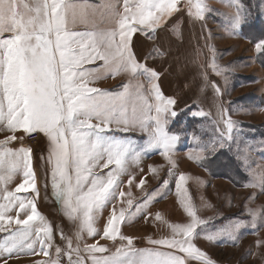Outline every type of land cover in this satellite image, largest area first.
<instances>
[{"label":"snow or ice","instance_id":"6c2138e0","mask_svg":"<svg viewBox=\"0 0 264 264\" xmlns=\"http://www.w3.org/2000/svg\"><path fill=\"white\" fill-rule=\"evenodd\" d=\"M234 6L233 29L244 18L239 4ZM97 9L107 10L111 28L96 32L69 29L70 23H88L89 11L95 13ZM208 11L200 0L195 5L192 0H136L135 3L123 0V12L107 0L102 4L89 0H0V130L40 132L47 137L51 187L67 217L77 224V240L86 234L90 238L99 236L122 242L115 253L104 255L109 249L99 246L98 241L81 249L73 247L69 239L67 251L56 249V256H66L68 264H87L88 260L91 264H188L189 258L198 259L200 264H213L194 244L199 235L197 228L206 222L198 217L185 187L188 177L184 174L176 179L175 188L189 222L168 224L172 238L149 240L154 248L135 249L133 238L120 234V226L134 215L129 211L133 208L132 200H127V209L117 211L115 206L126 195L119 190V176L127 171L130 160L139 158V153L129 141L117 138L114 133L139 129L146 134L147 148L159 150L173 167L170 156L179 139L168 129L170 120L177 116L176 100L163 94L159 84L161 74L136 59L131 47L133 37L137 33H157L168 20L182 12L193 22L204 21ZM256 50L264 52V40L256 44ZM97 61L102 63L86 67ZM212 68L218 75L224 71L214 63ZM121 72L133 78L145 77L146 94L143 83L136 84L134 90L131 83L122 85V90L117 92L90 86L109 75L115 78ZM204 82L207 86L206 75ZM212 87L220 94L218 86ZM191 115L204 118L210 114L201 110L192 111ZM236 128V123L221 108L214 125L215 138L193 149L195 155L188 158L200 162L203 153L230 146ZM13 140L14 135L0 141V169L4 173L0 175V183L4 186L2 199L5 201L0 203V232L6 233L0 243V264H9L11 258L22 254H38L36 243L43 255H49L46 248L51 247L53 233L34 201H25L17 195L33 192L38 196L39 192L31 149H8L7 143ZM241 159L247 166V149ZM248 170L251 181L245 187L258 188L264 194V169ZM149 171L155 172V169ZM18 174H22V182L10 191L7 185ZM143 184L141 180L139 186ZM167 185L168 180H164L162 187ZM159 191L147 194L135 206V213H146ZM109 205L111 211L101 233L95 221ZM15 209L26 210V218L13 220L7 215ZM19 214L17 211V217ZM249 215L254 224L258 218L264 221V215L257 210H250ZM156 219H161L159 214ZM13 222L17 226L14 230L6 226ZM242 223L217 230L204 239L209 242L225 237L235 240ZM61 238L65 239L62 232ZM44 264H59V259Z\"/></svg>","mask_w":264,"mask_h":264},{"label":"rangeland","instance_id":"374dc122","mask_svg":"<svg viewBox=\"0 0 264 264\" xmlns=\"http://www.w3.org/2000/svg\"><path fill=\"white\" fill-rule=\"evenodd\" d=\"M89 2L102 4L105 0H89ZM107 2L117 5L118 10L123 12V0H107ZM135 2L136 0H129V3ZM200 2L209 9L204 21L193 22L182 13L178 16L180 19L176 17L167 23V33L161 36L157 33H149L157 35L156 41L144 33H137L133 37L131 47L136 59L141 64L146 63L148 67L156 66V70L161 74L159 84L163 94L176 100L177 116L170 120L168 129L171 134L178 135L179 139L174 154L170 156L175 165L173 167L159 154V150L147 148L146 134L139 129L127 133H114L117 138L129 141L139 153V158L130 160L127 171L119 176V190L126 195L121 198V202L116 203L117 211L120 208L127 209V200L131 199L133 208L129 211L134 213L130 221L120 226V234L132 237L135 249L154 248V245L148 243L149 240L172 238L168 224L189 222L179 203L175 188L176 179L180 174H184L188 177L185 187L197 209L198 217L206 222L197 228L199 235L194 240L195 246L206 253L213 264H264V221L258 218L254 224L249 215L250 210H257L264 215V194L258 188L245 187L251 181L249 168L256 171L264 169V66L259 62V55L262 52L256 50V44L264 40L262 37L264 0H200ZM192 3L195 5L197 0H192ZM235 4H239L244 18L242 23L233 29ZM111 27L112 25L107 22L106 9H97L95 13L90 10L88 23L78 21L74 25L69 24L71 31L79 32H96ZM173 35L175 38L172 39ZM139 49L147 54L152 50L154 52L164 50L166 53L159 59L151 58L153 56L144 59L146 54H139ZM101 63L97 61L96 64L86 67H96ZM213 63L224 69L222 74H216L212 68ZM205 75L207 86L204 82ZM109 78L111 80H106ZM106 79L97 80L90 86L100 89L107 85L111 86L110 90L117 92L119 89L122 90V85L131 83L134 90L136 84L143 83L145 94L148 87L145 77L133 78L126 72H121L115 78L109 76ZM212 85L219 87L220 94L215 92ZM221 108L237 125L233 131V143L225 148L235 155L237 167L240 168L245 179L238 180L233 175L229 177L227 174L214 173L218 169H227V161L219 162L214 169H211V163L209 165V159L222 149H217L214 153H203L204 158L200 162L188 158L189 155H195L193 149L215 138L214 125L219 120ZM201 110L210 115L204 118L191 115L192 111ZM220 126L223 127L222 124ZM14 133L6 128L3 129L0 141H6ZM19 135L20 133L17 134ZM15 142L23 143V135ZM25 144L28 149L32 148L35 152L36 162H41L40 173L37 176L38 180L44 182L39 191L41 199L35 194L32 197L35 196L34 201L41 202L40 215L53 229L52 241L51 247L46 248L49 255H43L40 252V245L36 243L34 247L38 254L13 257L9 260V264H44L58 259L59 264H68L66 256L62 255L60 258L56 256V249L67 251L69 239L73 247L79 246L81 249L85 244L98 241L99 246L109 249L104 255L115 253L116 248L122 245L119 239L104 240L99 236L90 238L86 234L83 239H76L77 224L67 217L64 206L55 197L51 187L50 168L47 164L49 149L47 137L42 134L37 141H28V143L26 139ZM245 149L249 157L247 166L241 159ZM150 168L155 169V172L149 171ZM141 180L144 184L139 186ZM164 180H168L167 187H162ZM20 182H22V174L16 175L7 187L10 191H14ZM158 189L160 191L146 209V213H135V206L144 201L147 194ZM30 193L17 195L28 196ZM0 203H5L2 199V191H0ZM17 211L20 213L19 217ZM25 211L15 209L7 215L13 220L26 218ZM110 211L111 206H106L96 218L95 227L101 233ZM157 214L161 219H156ZM237 222L243 223L236 232L235 240L225 237L209 242L204 239V236ZM6 226L14 230L15 223ZM61 232L65 239L61 238ZM5 236L6 233L0 232V243H3ZM123 243L126 244V241ZM160 250L166 251V249ZM191 261L198 259L189 258L188 264H195ZM87 264H91V261L88 260Z\"/></svg>","mask_w":264,"mask_h":264},{"label":"crops","instance_id":"0c3cea01","mask_svg":"<svg viewBox=\"0 0 264 264\" xmlns=\"http://www.w3.org/2000/svg\"><path fill=\"white\" fill-rule=\"evenodd\" d=\"M183 13V12H182ZM182 13H180V14H182ZM180 14H178V16L180 15ZM177 16H174L173 18H171L170 20H168V22L169 21H172L173 19H175ZM178 19H180L179 17H177ZM166 27H167V24L165 25V26H163L160 30H158V32H157V35L159 36H161L163 33H167V30H166ZM157 35L156 34H153V35H151V34H148V36H151L152 37V39H154V41H156L158 38H157ZM173 38H175V36L173 35L172 36V39ZM134 51V50H133ZM141 53H145V51H143L142 49H139V54H141ZM166 52L163 50V51H151V52H148V54L147 53H145L146 55H144V59H148V58H150L151 56H153V57H151V58H161V56H163L164 54H165ZM150 69H154V70H156V66L155 65H150V67H149ZM157 71V70H156ZM110 76V75H109ZM108 76V77H109ZM106 79V78H105ZM106 80H111L110 78L109 79H106ZM117 84V83H116ZM115 85V84H114ZM110 87L111 86H105V87H101L100 89L101 90H104V91H109V92H114V90H110ZM120 90V89H119ZM119 90H117V91H119ZM5 130V129H4ZM21 132H23V131H17L16 133H14V136H15V140H13V141H9L8 143H7V145H9V146H7V148L8 149H10V150H13V151H16V150H19V149H21V148H25V149H28L29 147H27V145L25 144V141H26V139H27V143H28V137L30 136V135H32V134H34V133H36V135H38V138L36 139V141L39 139V137H40V135H42L43 133H40V132H34V133H31V134H28V133H25V132H23V133H21ZM1 133H3V130H0V134ZM20 133V135L19 136H21V135H23V143H17V142H15L16 140H18L19 139V136H17V134H19ZM110 135H111V133H110ZM34 155H35V152L33 151V149L31 148V158H32V166H33V170H34V173H35V177H36V185H37V189H38V192L39 191H41V189H40V187L43 185V183L44 182H42V181H40V180H38L37 179V176H38V174L40 173L39 172V163H41V162H36V157H34ZM106 171V170H105ZM0 175H2V169H0ZM3 184H0V191H2V189H3ZM35 193H33V192H31L30 194H28V196H24V195H21V194H19L18 196H20L22 199H24L25 201H28V200H32V201H34L33 199H34V197H32L33 195H34ZM31 195V196H30ZM36 195V194H35ZM39 197H40V199H41V193L39 192V195H38V199H39ZM34 203L36 204V208H37V211H38V213L40 214L41 212H40V210H39V208H41L40 207V204H41V202L40 201H34ZM23 218H25V217H22L21 219H23ZM17 226L15 225L14 226V229L16 228ZM199 261V260H198ZM198 261H191V262H194L195 264H200V262H198Z\"/></svg>","mask_w":264,"mask_h":264},{"label":"trees","instance_id":"16d2710c","mask_svg":"<svg viewBox=\"0 0 264 264\" xmlns=\"http://www.w3.org/2000/svg\"><path fill=\"white\" fill-rule=\"evenodd\" d=\"M244 31H245V29L243 28V32ZM262 37H264V33H263ZM259 62L262 66H264V52H262L259 55ZM247 126L250 127L249 125H247ZM226 161L228 162V165L226 167L227 169H218V170L214 171L215 174H217V175L227 174L229 177H232V175H233L238 180L239 179H245V176L242 174L240 168L237 167L235 155L233 154V152L231 150H229L227 148L222 149L221 151H219L215 155H213L209 159V165L212 164L211 169H214V167H216V165L219 164V162L223 163ZM220 166H221V164H220Z\"/></svg>","mask_w":264,"mask_h":264},{"label":"built area","instance_id":"2783aa9c","mask_svg":"<svg viewBox=\"0 0 264 264\" xmlns=\"http://www.w3.org/2000/svg\"><path fill=\"white\" fill-rule=\"evenodd\" d=\"M37 138H38V135H36V134H32V135H30V136L28 137V141L31 142V141L36 140Z\"/></svg>","mask_w":264,"mask_h":264}]
</instances>
